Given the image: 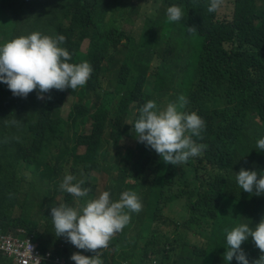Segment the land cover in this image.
<instances>
[{"label": "trees", "instance_id": "1", "mask_svg": "<svg viewBox=\"0 0 264 264\" xmlns=\"http://www.w3.org/2000/svg\"><path fill=\"white\" fill-rule=\"evenodd\" d=\"M230 1V18L209 13L208 0H152L151 13L137 20L149 0H0V42L62 33L72 61L93 69L83 86L53 88L42 99L35 89L15 96L0 83V231L24 228L43 264H67L72 244L55 235L50 209L94 197L106 176L114 199L124 190L141 201L148 195L98 253L106 264H226V230L264 217V194L244 192L235 180L241 167L258 178L264 169V151L255 149L264 136V0ZM173 3L183 9L178 22L166 18ZM177 25L186 29L181 44H166ZM181 95L205 122L194 137L202 151L182 165H160L130 122L146 100L162 108ZM65 174L83 179L88 196L62 191L57 199ZM241 247L250 262L261 254L251 237ZM0 264L13 263L1 255Z\"/></svg>", "mask_w": 264, "mask_h": 264}, {"label": "clouds", "instance_id": "2", "mask_svg": "<svg viewBox=\"0 0 264 264\" xmlns=\"http://www.w3.org/2000/svg\"><path fill=\"white\" fill-rule=\"evenodd\" d=\"M220 4L221 0H208L207 11L218 14ZM165 13L169 22H178L183 16V9L173 3ZM187 20L191 19L187 17L181 23ZM193 28L189 26L188 31L191 32ZM65 40L62 33L49 35L31 31L0 42V83L6 84L15 96L26 97L35 89L38 99L53 88L74 90L83 86L93 71L92 66L87 60L73 62L72 54L63 46ZM186 104L187 99L182 95L162 108L154 100L148 99L139 106L138 115L130 122L137 141L144 143L153 155L158 154L166 164L182 165L202 151V145L196 143L194 137L200 136L205 122L196 111H189ZM255 149L264 151V136L256 140ZM235 180L244 192L264 194V169L259 171L258 178L257 170L241 167L236 172ZM84 184L83 179L77 180L72 174H65L59 188L79 200L89 193V188ZM96 194L73 205L58 202L50 209L55 235L64 236L72 244L70 252L76 251L71 254L67 264H106L98 253L107 247L113 235L128 224L130 213H138L145 204L132 190L121 191L117 199L107 189ZM249 237L261 252L251 262L241 247ZM176 238L175 234V255L182 251ZM225 239L227 247L223 258L226 264L233 259L237 264H264V217L258 223L241 222L226 230ZM96 249L97 252L89 256L87 250Z\"/></svg>", "mask_w": 264, "mask_h": 264}, {"label": "rangeland", "instance_id": "3", "mask_svg": "<svg viewBox=\"0 0 264 264\" xmlns=\"http://www.w3.org/2000/svg\"><path fill=\"white\" fill-rule=\"evenodd\" d=\"M151 8H152V0H149L148 4L147 5H142V7L140 8V12L139 14H137V20L141 18L142 15H145V14H150L151 13ZM217 16L221 17V18H230L232 16V13H233V9H232V4H231V1L230 0H221V4H220V7L217 9ZM118 12L115 11L114 14H117ZM136 13H132L130 14L131 16H134ZM126 28H128L130 31L132 30H136L134 25L133 24H126ZM171 33L173 34V37L171 39H169V41L166 43V44H181V39H182V36H183V33L186 31L185 28H182L181 26H175L173 28L170 29ZM170 38V36H168ZM87 42H85L83 44V48H85L87 46ZM71 101H72V97L69 96V101L67 102L66 106L64 107V114H66L69 110V106L71 104ZM135 117V114H133L129 120H132L133 118ZM90 130V128H89ZM156 160H160V165H166L165 162H163L159 155L157 154L156 155ZM106 180H107V177L106 176H101L99 181H98V188L96 189V195H98V193L100 191H103L105 190V184H106ZM58 195H57V199H59L61 197V194H62V190L58 187ZM148 198V195H145V197L142 199V202L145 203L146 200ZM18 215V213H16V216ZM164 232H169V228L168 227H164L163 228ZM21 237H24L25 234H20ZM173 234H170V237H171V240L173 239ZM199 241L197 239H191V245H194V244H198ZM141 244V243H140ZM168 244L165 245V248L163 247L162 248V252L163 253H167V249H168ZM73 252H75L73 250Z\"/></svg>", "mask_w": 264, "mask_h": 264}, {"label": "built area", "instance_id": "4", "mask_svg": "<svg viewBox=\"0 0 264 264\" xmlns=\"http://www.w3.org/2000/svg\"><path fill=\"white\" fill-rule=\"evenodd\" d=\"M20 234H26L25 230L18 228L0 232V253L11 259L13 264H43L45 257L38 244L29 236L21 237Z\"/></svg>", "mask_w": 264, "mask_h": 264}]
</instances>
